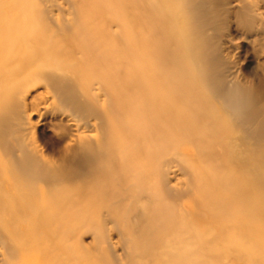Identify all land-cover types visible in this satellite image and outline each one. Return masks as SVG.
I'll return each instance as SVG.
<instances>
[{
	"label": "rangeland",
	"instance_id": "rangeland-1",
	"mask_svg": "<svg viewBox=\"0 0 264 264\" xmlns=\"http://www.w3.org/2000/svg\"><path fill=\"white\" fill-rule=\"evenodd\" d=\"M259 172L264 0H0V264H264Z\"/></svg>",
	"mask_w": 264,
	"mask_h": 264
},
{
	"label": "bare ground",
	"instance_id": "bare-ground-1",
	"mask_svg": "<svg viewBox=\"0 0 264 264\" xmlns=\"http://www.w3.org/2000/svg\"><path fill=\"white\" fill-rule=\"evenodd\" d=\"M155 3H160V2H165V0H154ZM142 41H145V39H143ZM25 42V41H24ZM33 46L35 47V50H33L31 47V49H27V51L23 52V54H21L20 56V68L18 70H16V72L10 74V78L12 79L13 76L16 77V74L18 72H23V71H26L28 69L29 66H31L33 63H35L37 60H38V57L40 56V50L37 47V44L35 41H32ZM33 47V48H34ZM30 50V51H29ZM134 103H139V104H135L134 107L135 109L137 110H140V108H144V102L142 101H134ZM235 152V151H234ZM89 158L87 157L86 155V152L83 153L82 155H75L73 156V158H71L72 160V163H73V168L75 171H80L81 168V164H86L87 160ZM21 163L23 164V168L24 170L30 172V173H37L39 171V167L36 166V164L34 162H31V160L28 158V157H22L21 156ZM141 166H136L137 169H139ZM41 169V168H40ZM47 175H49L50 177L53 175V171L51 169H48L47 170ZM142 177V176H141ZM254 179H255V182L257 183H261V184H264V172H259V173H255L253 175ZM237 178V175H236V172L235 171H229V173L227 174V177H226V180H233V183L237 182L238 180L236 179ZM9 184V183H7ZM8 194H11V195H15V198H17V195L12 192V189H9L6 191ZM59 191H56L55 189L54 190H47L46 192V198H45V201L47 202L46 203V207H45V212H46V220L48 222H50L53 218L54 215H50L49 213V210H53L54 208L50 206V204H54L56 203L58 208L63 211L64 209L68 208V206H70V201H68V199H65L64 198V195L59 192ZM19 194V193H18ZM237 195H240V189H239V192ZM63 205H64V208H63ZM58 216H57V223L58 224H61L63 223V213L62 212H58L57 213ZM0 222H4L0 219Z\"/></svg>",
	"mask_w": 264,
	"mask_h": 264
}]
</instances>
